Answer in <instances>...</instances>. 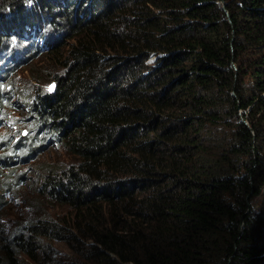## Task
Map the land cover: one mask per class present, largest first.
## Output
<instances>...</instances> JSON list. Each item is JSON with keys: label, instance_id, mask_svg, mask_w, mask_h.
Returning <instances> with one entry per match:
<instances>
[{"label": "trees", "instance_id": "obj_1", "mask_svg": "<svg viewBox=\"0 0 264 264\" xmlns=\"http://www.w3.org/2000/svg\"><path fill=\"white\" fill-rule=\"evenodd\" d=\"M35 58L16 103L76 159L39 186L69 213L0 231V264H264V0H0V70Z\"/></svg>", "mask_w": 264, "mask_h": 264}, {"label": "rangeland", "instance_id": "obj_2", "mask_svg": "<svg viewBox=\"0 0 264 264\" xmlns=\"http://www.w3.org/2000/svg\"><path fill=\"white\" fill-rule=\"evenodd\" d=\"M23 46L29 47L30 44L25 43ZM39 61V58H35L29 65H20L3 82L2 90H14L12 99L0 104V231L4 235H13L28 222L41 216L69 213L67 206L42 195L39 186L47 168L72 165L76 163V159L64 147L53 145V142L33 141V116L27 115L16 103L21 102L18 90L31 92L37 89L36 78L45 69ZM52 85L53 82H49L46 89H50ZM19 147L21 150L16 153L18 156H7ZM261 190L258 210L264 220V186ZM18 257L21 264H76L71 250L61 242L52 243L50 255L45 259L40 258L43 260L37 263L26 254Z\"/></svg>", "mask_w": 264, "mask_h": 264}]
</instances>
